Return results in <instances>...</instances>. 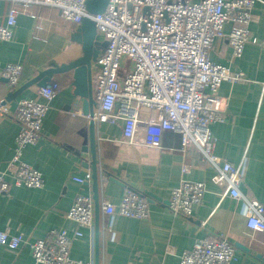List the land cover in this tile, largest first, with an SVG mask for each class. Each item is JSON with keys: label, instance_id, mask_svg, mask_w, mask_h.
<instances>
[{"label": "crops", "instance_id": "1", "mask_svg": "<svg viewBox=\"0 0 264 264\" xmlns=\"http://www.w3.org/2000/svg\"><path fill=\"white\" fill-rule=\"evenodd\" d=\"M14 5L20 7L0 0V25L7 22ZM78 27L64 21L59 9L51 6L33 4L20 15L14 40L0 41V103L51 65L68 64L82 56V46L72 40ZM230 30L231 24H227L224 33ZM250 36L243 55L236 60L226 38L214 42L211 61L242 72L244 79L221 85L218 95L224 121L212 124L211 132L214 154L223 162L246 168L240 192L264 204V0L255 5ZM9 63L23 67L16 87L1 76ZM51 82L59 88L52 97L32 85L0 110V177L9 184V191L0 194V233L22 236L24 241L15 251L0 246V264H37L30 244L46 238L52 230L65 229L72 235L78 226L67 214L76 197L83 194L94 200L93 160L90 151H82L91 118L83 113L82 100L74 95L73 71L55 75ZM30 99L49 106L37 144L26 147L23 153V161L44 177L40 189L16 186L10 166L21 129L13 115L20 101ZM95 134L99 238L94 200L93 229L82 230V239L71 250L73 260L96 264L98 255L99 264H179L182 254L197 240L226 236L236 250L232 264H264V232L250 230L242 201L224 197L226 186L212 183L217 170L197 146L184 148L181 136L174 132L164 133L160 151L124 144L122 123L97 121ZM87 173L92 176L86 183L74 181ZM183 180L207 186L203 204L195 207L190 217L169 208L171 191ZM127 191L148 203L147 218L104 214L103 203L119 204Z\"/></svg>", "mask_w": 264, "mask_h": 264}, {"label": "built area", "instance_id": "2", "mask_svg": "<svg viewBox=\"0 0 264 264\" xmlns=\"http://www.w3.org/2000/svg\"><path fill=\"white\" fill-rule=\"evenodd\" d=\"M12 6L7 22L0 25V41L12 42L20 15L33 4L59 9L62 19L80 25L88 16L87 0H9ZM260 0H109L106 10L91 16L97 35L108 43L92 72L93 96L96 101L93 119L111 124L122 123L123 143L142 145L154 151L162 149L165 132L181 136L182 146L195 145L203 158L217 170L211 181L226 186L223 195L242 201L247 226L264 232V204L250 200L240 192L245 166H233L214 154L215 140L211 125L223 122V104L218 91L224 82H239L242 72L215 64L210 59L214 42L226 38L233 59L240 58L251 41L250 25L254 8ZM35 17L34 15H31ZM231 24L228 34L224 27ZM255 42V40H253ZM126 60L131 61V70ZM23 67L9 63L1 76L16 87ZM41 90L49 97L59 91L49 83ZM49 106L35 99L22 100L14 112L20 124L16 148L10 166L16 186L43 188L42 173L23 161L26 147L36 145ZM74 177L84 184L91 179ZM9 184L0 177V194ZM207 186L204 182L183 180L171 191L169 208L178 215L190 217L203 204ZM148 203L138 194L127 191L119 204L104 202L108 216L145 219ZM67 218L78 229L52 230L48 236L30 244L37 264H85L73 260V244L83 237V229H93L94 200L78 195ZM24 243L22 236L0 233V246L15 251ZM236 250L226 236L199 239L184 252L179 264H232ZM92 264V263H90Z\"/></svg>", "mask_w": 264, "mask_h": 264}, {"label": "water", "instance_id": "3", "mask_svg": "<svg viewBox=\"0 0 264 264\" xmlns=\"http://www.w3.org/2000/svg\"><path fill=\"white\" fill-rule=\"evenodd\" d=\"M109 4V0H87V12L88 16H85L78 29L72 36V40L82 46V56L76 60L68 63L57 65L53 64L51 67L39 72V74L30 80L27 84H24L14 93L11 92L0 103L1 107L6 105L24 91L26 88L37 85L40 88L46 87L54 78L55 75L66 73L69 71L74 72L73 87L75 89L74 95L82 100L83 113L91 118L89 123V138L85 140L82 151L84 153L90 151L92 156V170H93V189L95 200V215L96 225L95 233L96 239L99 238V199H98V171H97V145L95 134V120L94 109L96 107V101L93 96L92 86V72L93 66L97 63L99 56L105 51L108 43L98 39L96 23L91 16L103 13ZM117 182V180L114 179ZM96 252L98 254V242H96ZM261 258V256H259ZM96 264L98 262V255L96 257Z\"/></svg>", "mask_w": 264, "mask_h": 264}, {"label": "rangeland", "instance_id": "4", "mask_svg": "<svg viewBox=\"0 0 264 264\" xmlns=\"http://www.w3.org/2000/svg\"><path fill=\"white\" fill-rule=\"evenodd\" d=\"M98 37L101 38L100 35H98ZM125 64L127 65V68H128L129 70H131V61H129V60L127 61V60H126V63H125Z\"/></svg>", "mask_w": 264, "mask_h": 264}]
</instances>
